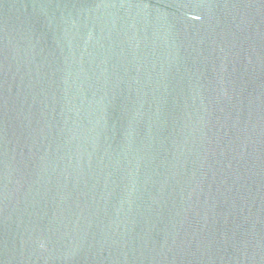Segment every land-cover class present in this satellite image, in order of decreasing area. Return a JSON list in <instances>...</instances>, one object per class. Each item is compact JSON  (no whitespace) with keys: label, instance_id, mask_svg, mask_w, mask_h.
I'll list each match as a JSON object with an SVG mask.
<instances>
[{"label":"water","instance_id":"water-1","mask_svg":"<svg viewBox=\"0 0 264 264\" xmlns=\"http://www.w3.org/2000/svg\"><path fill=\"white\" fill-rule=\"evenodd\" d=\"M0 264H264V0H0Z\"/></svg>","mask_w":264,"mask_h":264}]
</instances>
